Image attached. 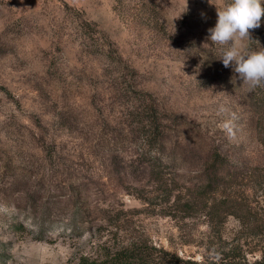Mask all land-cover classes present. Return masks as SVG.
<instances>
[{
	"label": "rangeland",
	"instance_id": "rangeland-1",
	"mask_svg": "<svg viewBox=\"0 0 264 264\" xmlns=\"http://www.w3.org/2000/svg\"><path fill=\"white\" fill-rule=\"evenodd\" d=\"M226 2L0 0V264H264V85L208 39Z\"/></svg>",
	"mask_w": 264,
	"mask_h": 264
},
{
	"label": "clouds",
	"instance_id": "clouds-1",
	"mask_svg": "<svg viewBox=\"0 0 264 264\" xmlns=\"http://www.w3.org/2000/svg\"><path fill=\"white\" fill-rule=\"evenodd\" d=\"M217 9V21L208 39L218 45H228L220 58L224 67H233L241 80L252 88L264 85V47L256 50L238 47L233 41L239 37L251 39L250 29L261 26L264 0H227Z\"/></svg>",
	"mask_w": 264,
	"mask_h": 264
},
{
	"label": "trees",
	"instance_id": "trees-1",
	"mask_svg": "<svg viewBox=\"0 0 264 264\" xmlns=\"http://www.w3.org/2000/svg\"><path fill=\"white\" fill-rule=\"evenodd\" d=\"M145 246L135 245L127 249L126 252L119 254V257L109 264H154L153 254L148 252ZM162 258L160 257L157 261L158 264H182L181 260L167 252H163Z\"/></svg>",
	"mask_w": 264,
	"mask_h": 264
}]
</instances>
